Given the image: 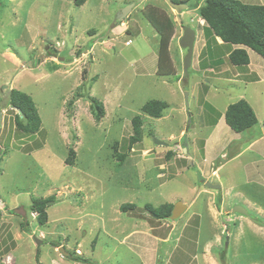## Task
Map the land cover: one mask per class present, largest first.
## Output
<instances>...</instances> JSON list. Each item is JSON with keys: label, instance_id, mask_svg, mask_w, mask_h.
Segmentation results:
<instances>
[{"label": "rangeland", "instance_id": "374dc122", "mask_svg": "<svg viewBox=\"0 0 264 264\" xmlns=\"http://www.w3.org/2000/svg\"><path fill=\"white\" fill-rule=\"evenodd\" d=\"M202 1L187 0L188 7L178 12L165 0L82 5L0 0L3 264L81 262L74 257L92 264H264V142L245 148L264 132V58L216 36L210 39L211 53L222 63L215 65L205 47L206 22L198 13ZM131 2V10L114 23ZM146 12L157 21H149ZM184 25L196 32L186 72L187 50L179 43ZM158 28L171 34L170 63L164 68L172 75L157 73ZM236 47L245 48L249 64L229 63L228 53ZM12 88L33 100L41 119L33 135L15 124ZM88 96L103 102L98 121ZM241 98L253 108L257 124L209 145L215 159L211 170L210 160L203 161L204 137L226 106ZM148 100L168 106L160 118L144 117L139 141L127 148L131 118ZM224 128H218L220 135ZM157 139L165 144H156ZM69 148L75 152L73 164L66 163ZM114 150L125 151L122 162ZM208 180L219 188L206 186ZM49 196L47 221L39 224V213L30 206ZM177 201L188 207L176 220L153 219L143 208ZM127 202L134 208L121 210ZM235 206L247 214L233 212ZM147 232L170 236L171 242L162 245ZM77 248L81 254H75Z\"/></svg>", "mask_w": 264, "mask_h": 264}, {"label": "trees", "instance_id": "16d2710c", "mask_svg": "<svg viewBox=\"0 0 264 264\" xmlns=\"http://www.w3.org/2000/svg\"><path fill=\"white\" fill-rule=\"evenodd\" d=\"M86 0H73L75 5H82ZM174 2L186 3L187 0H173ZM198 13L206 22L204 26L205 34L209 39L205 42V47L208 48L207 53L211 60L217 63H222V59H214L211 53L210 42L219 37L224 43L244 45L255 51L264 58V4L243 3L240 0H203L198 9ZM146 18L155 23L157 19L151 16L149 12L144 13ZM120 22V21H119ZM157 24H155L156 26ZM159 44H158V66L157 73L161 76L170 75L172 70L164 68L165 61L169 62L168 57V42L170 32H165L162 28H158ZM212 37V38H211ZM54 56V54H52ZM228 61L232 65H247L249 64V55L245 48L236 47L228 53ZM169 65V64H168ZM201 68L206 66L201 65ZM56 65L52 66V70H56ZM172 75V74H171ZM9 103L11 107L16 109L15 124L25 134L33 135L39 131L41 127V119L34 106L31 96L15 90L9 91ZM79 94H77L78 96ZM74 98V97H73ZM73 98L67 102V106L72 104ZM91 105L94 107V118L96 121L104 115V105L102 101L96 98L89 97ZM168 104L163 100H148L140 107V113L135 114L131 118L132 134L129 136L127 148H131L134 143L139 141L144 117L160 118ZM21 110V113H19ZM225 123L236 133L252 128L257 124V116L249 103L241 98L235 102L229 103L224 110ZM40 147L37 145L36 148ZM115 156L119 163L125 158V151L114 150ZM75 152L73 148H69L66 158L67 164H73ZM47 198L34 199L30 209L38 211V223L44 224L47 221V213L45 211ZM220 201V195L218 196ZM219 201L217 207L219 208ZM173 203L164 202L158 206H153L151 203H145L143 208L148 212L153 219H169ZM129 208H134L133 203H122L120 209L127 211ZM76 254V253H75ZM77 255V254H76ZM75 261H81L85 264H91V259L88 258H73ZM223 260V257L221 256ZM0 264H3L0 261Z\"/></svg>", "mask_w": 264, "mask_h": 264}, {"label": "water", "instance_id": "95a60500", "mask_svg": "<svg viewBox=\"0 0 264 264\" xmlns=\"http://www.w3.org/2000/svg\"><path fill=\"white\" fill-rule=\"evenodd\" d=\"M165 2L172 8L176 9L178 12H180L183 8H187L188 5L186 3H179V2H174L173 0H165ZM134 6V2H131L127 5H125L122 9H120V11L116 14L115 18H114V23L117 21H120L124 18V16L126 15V13L128 11L131 10V8ZM195 38H196V32L195 30L188 26V25H184L182 26V36L180 37V46L182 48H185L186 54L183 58V71L186 72L188 70V68L191 66L192 64V56H193V50H194V42H195ZM19 113H21V110H19ZM0 123H1V110H0ZM1 131V128H0ZM184 134H183V147L186 144V140L184 139ZM182 140V139H181ZM156 144H165L163 141L157 139ZM184 150H186V148H183ZM1 151V148H0ZM206 186L211 187V188H219V185H213L211 184L209 181H205L204 182ZM187 205L181 201H177L173 204V207L171 209L170 215L168 216V218L170 220H176L177 218L180 217V215L186 210ZM233 212L239 213V214H243L246 215L247 212L244 208H242L241 206H235L233 209ZM37 242H40L39 240H37ZM59 250H61L64 254H67L62 247L59 248Z\"/></svg>", "mask_w": 264, "mask_h": 264}, {"label": "crops", "instance_id": "0c3cea01", "mask_svg": "<svg viewBox=\"0 0 264 264\" xmlns=\"http://www.w3.org/2000/svg\"><path fill=\"white\" fill-rule=\"evenodd\" d=\"M154 36H156V33H155V35ZM156 55V54H155ZM156 58H157V56H156ZM249 58H250V56H249ZM224 114V113H223ZM221 115L220 116V118L215 122V124L212 126V129L209 131V133L207 134V135H205V137H204V141H203V150L205 151V149L207 150V153L205 154V156L203 157V161H209V168L211 169V170H213V168H214V164H213V162H214V158L213 157H211L210 156V152H209V150H210V147H209V145H211L212 144V146L214 147V143H217V142H219L218 140H226V137L227 136H235V137H238V134L240 133H236V132H234L233 130H231L230 129V127L225 123V120H224V115ZM226 125V128H224L223 129V134H219V127L220 126H223V125ZM255 126V125H254ZM253 126V127H254ZM254 136H256V135H254ZM227 140H230V139H227ZM259 142H264V132L261 134V135H259V136H256L255 138H253L252 140H250L249 141V143L247 144V146L245 147V148H257V144L259 143ZM261 150V149H260ZM225 157V156H224ZM213 167V168H212ZM218 168H220V166H216V168L215 169H218ZM209 181V180H208ZM210 182V181H209ZM211 183V182H210ZM1 207V206H0ZM187 207H188V205H187ZM187 209V208H186ZM145 221V220H144ZM143 221V222H144ZM144 223H146V222H144ZM187 225V223H184L183 224V228H180L179 230L181 231L182 230V233H183V235L186 233V230H185V226ZM201 224L199 223V225H198V228H197V231L199 230L200 231V229H201ZM148 229H149V226H148ZM132 231V230H131ZM135 231V230H134ZM130 232V233H132V234H137L138 232ZM147 231H149V230H147ZM148 233V234H147ZM146 234H147V236H149L150 238H153L155 241H159L160 242V244L162 243V245H164V244H169L170 242H171V240H170V236H166V237H161V236H157V235H154V234H152V233H150V232H147ZM191 238H189V240H190ZM155 245V244H154ZM59 246V245H58ZM57 248V246L56 247H54V249H56ZM60 248V247H59ZM59 248H57V249H59ZM63 248V247H62ZM75 263H77V262H75ZM77 264H85V263H82V262H80V263H77ZM92 264V263H91Z\"/></svg>", "mask_w": 264, "mask_h": 264}, {"label": "built area", "instance_id": "2783aa9c", "mask_svg": "<svg viewBox=\"0 0 264 264\" xmlns=\"http://www.w3.org/2000/svg\"><path fill=\"white\" fill-rule=\"evenodd\" d=\"M127 43H128V42H127ZM75 252H76V253H79V254L81 253L80 249H75Z\"/></svg>", "mask_w": 264, "mask_h": 264}, {"label": "clouds", "instance_id": "9594fccd", "mask_svg": "<svg viewBox=\"0 0 264 264\" xmlns=\"http://www.w3.org/2000/svg\"><path fill=\"white\" fill-rule=\"evenodd\" d=\"M78 249V248H77ZM81 251V250H80ZM76 253V252H75ZM79 254V253H78ZM81 254V253H80Z\"/></svg>", "mask_w": 264, "mask_h": 264}, {"label": "flooded vegetation", "instance_id": "af4514ba", "mask_svg": "<svg viewBox=\"0 0 264 264\" xmlns=\"http://www.w3.org/2000/svg\"><path fill=\"white\" fill-rule=\"evenodd\" d=\"M118 22V21H117Z\"/></svg>", "mask_w": 264, "mask_h": 264}]
</instances>
